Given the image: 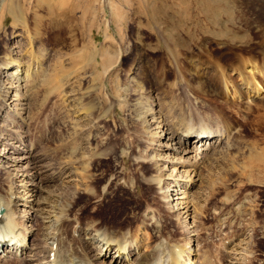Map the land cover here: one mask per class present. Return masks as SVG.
I'll use <instances>...</instances> for the list:
<instances>
[{"label":"rangeland","instance_id":"1","mask_svg":"<svg viewBox=\"0 0 264 264\" xmlns=\"http://www.w3.org/2000/svg\"><path fill=\"white\" fill-rule=\"evenodd\" d=\"M22 1V20L0 21V108H7L0 113V197L14 183L12 202L28 210L34 228L51 225L57 212L68 215L59 220L62 238L53 226L35 229L23 253L6 245L18 251L0 264L42 263L60 239L70 252L67 240L84 235L73 231L77 220L80 228H129L128 238L136 231L139 248L123 264L166 237L173 248L183 245L185 264H264V87L237 97L231 87L243 90L241 78L231 73L224 89L212 72L247 42L263 60L259 8L242 0ZM202 42L212 55L194 75L188 56L200 54ZM16 67L18 77L28 76L4 78ZM194 111L209 114L213 128L219 113L231 125L228 136L220 143L212 136V147L197 154L159 144L153 114L176 123ZM179 188H186L187 218L178 208L185 204L171 201ZM41 209L51 217L42 219ZM103 258L96 264H115Z\"/></svg>","mask_w":264,"mask_h":264},{"label":"bare ground","instance_id":"2","mask_svg":"<svg viewBox=\"0 0 264 264\" xmlns=\"http://www.w3.org/2000/svg\"><path fill=\"white\" fill-rule=\"evenodd\" d=\"M242 1L247 7H258L259 8V11L255 14V18H256L255 22H256V24H258V27H255V28H257V29H255V31L257 33H259V35H258V37H259L260 34L262 33V31L264 32V0H242ZM22 2H24V1H22ZM22 2L20 3V0H0V10L3 11V15L1 14V16H0V21L4 15L11 17L12 24H17L18 21L22 20V18L25 15V11H24L25 7H23L24 3L22 4ZM247 31H248V29H247ZM250 39H252V37H250ZM262 44H264V41H261L260 45H262ZM207 45H208L207 42H202L200 44V50H201L200 54L196 53L195 51L193 52L192 50H190V52H189V56H188L189 70H191V72L194 75H196V73L198 71H200V69L206 70L204 68L205 64L207 63L206 59L211 58V55H212L211 51L210 50L208 51L209 46H207ZM251 45L252 44L248 43V42L244 45L242 44V46H240L239 47L240 49L238 50V51H240V53L237 54L236 51L234 53V50H232L230 56L223 58V59H228L227 60L228 62L216 61L214 63V65L212 66V72L214 74H216L215 75V82L217 83V85H220L224 89H227L228 83L230 81H232L231 80V73H236L237 76L241 78L242 84L245 87L243 90H242L241 85H239L238 88L234 87V85L231 87V90L234 91V95H236L237 97H238V95L241 96V94L243 92L247 95L246 96L247 98L251 97L250 94L252 93V98H253L254 96H256L258 94L260 87L261 86L264 87V57H263V60L261 61V59L258 58V56L256 54L257 51H254V49H252L253 46H251ZM260 47L261 48H259L258 51L264 55V45L260 46ZM220 49L221 48L218 47L217 50H220ZM233 55H236L237 58H233ZM201 56H203V58H201ZM9 64H10L9 61H7V62L5 61V62H2L1 65L6 66ZM223 64L227 67L225 70L226 72H224V70H223V68H224ZM17 67L14 68L13 70H11L12 72L8 71L4 78H6V77H8L9 79L13 78V80H15V82H17L19 80L22 81L23 79H25L26 76H28L27 74H25V76H23L24 77L23 79H21L22 77H18V73L15 74V69H18ZM25 72L27 73L28 71L26 70ZM8 83H10V82H8ZM18 87L19 88L17 89V91L20 89V87H22V85H20ZM197 90L199 91V94L205 95L204 94L205 91H203L202 86H199ZM238 91H241V93L240 92L238 93ZM6 92H7V90H6ZM228 103L229 102H226V100H225V101H221L220 105H226ZM4 104L10 105V103L7 101ZM18 105L21 106L18 109L24 110L26 103L19 101ZM2 111L7 112V108L6 107L0 108V113ZM14 113L17 116H19V113H17V109L14 110ZM189 114L190 115L187 114L188 116H183L180 119V121L176 122V123L175 122L171 123L168 120V117H165V116L163 117L162 114L157 115V113H156V115L155 114L152 115V121L155 122L154 124H156L153 127L154 129H156V131H154L155 133H152V134H155V136L158 137L157 141L159 142L160 145L170 146L169 148H171V150H179L178 152H181V153L182 152L183 153L184 152H195V154H197V151L199 149L203 150L205 148L207 149V148L212 147L213 143L215 142V141H213L212 136H214V138H216V141L219 140L218 142L220 143L222 137H224V136L226 137L230 133L231 125L226 123L224 121V118H222L219 113L217 116L219 124H217V122H216V126H215L217 128H213L212 123L209 122V120L206 118L209 114L207 116H205V115L201 116V114L198 111H194V112H191ZM202 114H204V113H202ZM163 132H165V133H163ZM188 134H190V136H187ZM186 136H187V138H186ZM190 137H191V139H190ZM10 138H12V137H10ZM163 141H165V142L163 143ZM191 141H192V145L190 146ZM186 143H188V145H186ZM205 143H207V145H205ZM27 152H28V150H27ZM12 178H14V177L12 176ZM160 181L161 180H158V184L160 183ZM13 184L14 183H12V182L9 185L7 184L8 188H9L8 191L4 192L2 197H0V205L3 206V207L0 206V208L3 209L1 214H0V244H1V242L3 243V245L0 247V250L3 249L5 251V252L0 251V253H4L3 255L0 254V261L1 260L5 261L6 259H4V257L7 258L6 256H9L10 258H14V256H11V255L15 254L18 251L17 250L15 252V250H10L11 251V253H10L9 250L7 248H5L6 245H12L14 247V249L21 247L20 253H23L24 250L26 249V246L24 245L26 242V238H27V243H28V241L30 239V237L28 236L29 232H32L35 229H39V231H40L44 227L47 229L50 226H53V229H57L56 231H59L58 235L60 234L61 235L60 238H62V234H63L62 233V230H63L62 227L64 226V224H63V222L60 223L59 220L68 215V214H65V210L61 211L60 213L57 212L55 214L54 220H52L51 225H49V226L39 225L38 228H34L32 226V224H30V220L32 219V216L30 214H28V210L27 209H20L17 206V202H12L14 199H11V193L9 191H12L10 188H12ZM169 184L170 183H168V186H167V192H168ZM184 186L186 187V183L182 187H184ZM0 188H2V186ZM159 188H161V187H159ZM172 188H176V187H172ZM185 189L179 188V191H178V189H171L170 192H171V194H172V191L173 192L175 191L177 194L179 193V195H177V196H176V194H172L171 197H173V196H176V197L171 198V201L175 200L176 201L175 205H177V206L180 204H185V205H180L178 208H181L182 210L184 209L183 212L186 213V215H185V217H186L187 215H189L191 213V211H189L190 210L189 201H186V200L183 201V198L185 197V195H183L182 193L186 192ZM23 190H25V189H23ZM166 197H169V195ZM169 203H171V202L169 201ZM48 204L49 203H47V205ZM41 210L42 211L38 215L42 219H47V218L51 217L49 210H47V211H43L44 209H41ZM20 211H22L23 214H21ZM146 214L147 213H144V216H143L144 219H142L141 223H145ZM178 215H179V213H178ZM151 216H152V214L150 215V217ZM58 222L60 224L59 226H58ZM185 223H188V222H185ZM75 224H76V227H74L73 231L74 232L83 231L84 235H86V236L83 235V237L78 238L77 239L78 241H75L76 239L74 240L72 238L74 236H72L69 240H67L68 245H70L69 243L71 241H73L74 247L70 248L71 246H69V248H68V249H71L70 252L68 250H66L64 247L63 248L61 247L62 246L61 243H63V241H62V239H60L59 242H56V244H54V245H56V247L55 246L49 247L47 255L42 258V259H45L44 262H42V263L41 262H39V263L33 262V264H49V263L56 264L57 262H59L57 264H67V263L68 264H96L97 261L103 260L104 259L103 257L106 255L107 256L109 255L110 259L113 258V263L123 264V261L126 262L127 261L126 258H129L130 251H134L136 249V247L139 248L138 246L140 245V238L137 239V236H136L137 232L136 231L134 234L132 233V235L128 238V234L131 231L129 228H127L122 233L121 230L116 231V229L110 228V227L108 228L105 225L98 227L94 224V222L92 224H86L85 227H81V228H80V226H77L79 224L78 220L75 222ZM13 226H15V229L17 231H14L15 229ZM53 231H55V230H53ZM55 233H57V232H55ZM121 234H122V236H120ZM41 235L44 237V239L51 238V239L55 240L53 232L51 234H49V232H47V231H42ZM167 241H168L167 237H166V239L159 238V240L156 242L155 245H149V246H151L150 247L151 250L149 252L143 253L140 256H137L133 261H130L131 263L130 262H128V263H130V264H185L188 257L183 255V253L185 252L183 245L178 246V247H176V245H173V246H175L173 248L172 246H170L167 243ZM92 248L93 249L95 248V253L91 256L90 251L94 252V250ZM67 251L69 252V254H66ZM127 253H128V257H127ZM36 255H37V252L35 251L34 256H36ZM57 257H59L58 260H56ZM130 257H131V255H130ZM181 257H184V258L181 260L180 259ZM99 258H101V259H99ZM203 260H204V257H202L201 261H203ZM30 264H32V263H30ZM103 264H107V263H103Z\"/></svg>","mask_w":264,"mask_h":264}]
</instances>
